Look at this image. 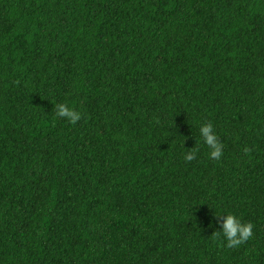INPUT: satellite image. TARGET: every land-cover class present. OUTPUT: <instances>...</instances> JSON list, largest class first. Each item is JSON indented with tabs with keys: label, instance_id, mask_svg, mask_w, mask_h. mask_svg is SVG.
Returning a JSON list of instances; mask_svg holds the SVG:
<instances>
[{
	"label": "trees",
	"instance_id": "trees-1",
	"mask_svg": "<svg viewBox=\"0 0 264 264\" xmlns=\"http://www.w3.org/2000/svg\"><path fill=\"white\" fill-rule=\"evenodd\" d=\"M0 264H264V0H0Z\"/></svg>",
	"mask_w": 264,
	"mask_h": 264
},
{
	"label": "clouds",
	"instance_id": "clouds-1",
	"mask_svg": "<svg viewBox=\"0 0 264 264\" xmlns=\"http://www.w3.org/2000/svg\"><path fill=\"white\" fill-rule=\"evenodd\" d=\"M55 115L58 118L67 120L69 124L75 125L81 119V112L69 107L65 104H57L55 106ZM199 134L202 142L209 149L208 157L211 160L219 161L223 155V144L219 142V138L214 130L212 123H205L199 127ZM198 149H192L185 152V161H192L197 156ZM221 215H218V217ZM222 223L220 230L216 232L218 237L222 236L226 241L228 248H235L248 241L253 235V224L251 222L243 223L241 220L231 213L222 214Z\"/></svg>",
	"mask_w": 264,
	"mask_h": 264
}]
</instances>
